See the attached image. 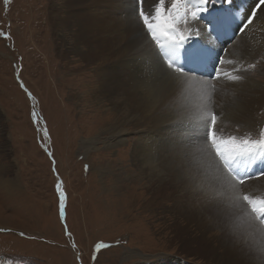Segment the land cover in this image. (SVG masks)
<instances>
[{
  "label": "bare ground",
  "instance_id": "obj_1",
  "mask_svg": "<svg viewBox=\"0 0 264 264\" xmlns=\"http://www.w3.org/2000/svg\"><path fill=\"white\" fill-rule=\"evenodd\" d=\"M155 2L143 0L141 5L138 0H36L30 17L34 19L33 29L24 28L22 37L14 42L30 40L34 48L32 70L40 76L46 69L50 72L44 75L46 80L51 78L47 87L54 91L53 82L56 91L57 87L60 94L62 91V101L58 102L62 103L66 121L58 124L68 131H63L66 139L74 141L79 133L100 127L94 111L87 108L90 105L100 108L99 115L111 123V136L106 141L111 149L124 143L127 134H135L123 155L135 168V177L141 178L136 184L142 185L144 191L135 194L137 187L132 185L120 188L119 172L117 179L112 173L117 183L113 191L129 194L125 201L131 222L142 218L139 213L156 214L161 208L173 216L171 233L189 231L190 222L195 221L204 233L212 235L205 239L203 253L211 260L214 257L215 264H264V227L249 209L251 202L260 210L264 207V197L259 195L264 192V176L238 184L208 148V137H217L215 126L219 129L242 124L244 129L252 128L257 118L255 111L264 108V82L259 80L260 73L254 74L260 69L253 71L248 66L259 57L264 70V11L256 9L252 24L236 38L233 33L234 39L225 48L213 41L211 46L206 45L213 37L209 24L201 18L192 23L191 35L183 38L190 42L198 36L200 45L188 51L210 50L208 69L215 70L216 76H207L191 74L180 66L184 48L174 47L177 44L173 37L181 30L170 26L168 15L158 14L153 26L157 30L145 27L140 9L150 14ZM232 3L238 7L218 11V16H224V10L228 13L218 22V32L222 25L231 26L238 17L246 23L255 9L251 8L255 0ZM30 18H25L27 26ZM40 19H45L42 26ZM242 26L239 23L237 31ZM42 27L49 32L46 35L50 43L43 42L42 34L43 47L53 55L45 58L46 63L40 56L44 53L38 38ZM169 29L171 34L166 32ZM216 57L219 63L213 64ZM68 74H72L70 78ZM53 91L46 94L49 111L54 107L49 108L48 102L55 101ZM214 114L220 115V121L210 124L213 128H206L208 136L203 135L201 129ZM220 139L224 142L220 150L224 163L230 164L237 157L234 166L241 171L247 160L249 164L260 159L255 157L257 153L243 159L226 139ZM100 140V134L94 131L82 143L91 146ZM263 168L260 166L258 171ZM243 196L248 198V204ZM112 200H120L117 193ZM185 245L190 246L189 240Z\"/></svg>",
  "mask_w": 264,
  "mask_h": 264
},
{
  "label": "rangeland",
  "instance_id": "obj_2",
  "mask_svg": "<svg viewBox=\"0 0 264 264\" xmlns=\"http://www.w3.org/2000/svg\"><path fill=\"white\" fill-rule=\"evenodd\" d=\"M35 6L36 0H0V32L7 34L0 35V229L8 230L0 232V264H215L212 261L214 257L211 260L203 253L205 239L212 235L204 233L195 221L190 222L189 231L171 233L169 224L173 216L159 208L156 214H146L148 211L139 213L142 218L131 222L125 201L129 194L122 190L120 193L119 190L113 191L117 183L112 173L117 179L119 172L120 188L132 185L137 187L135 194L144 191L142 185L136 184L140 177H135V168L123 155L135 134H127L124 143L111 149L106 142L111 136V123L99 115L100 108L90 105L87 108L94 111L93 115L100 127L79 133L74 141L66 139L63 131L67 134L68 131L62 130L58 124L66 121L62 103L58 102L62 101V91L60 94L58 87L56 91L53 82L54 91L47 87V81L51 78L46 80L44 75L50 74L45 72L46 69H43L45 74L40 76L32 70L34 48L30 40L14 42L15 38L22 37L24 28L28 31L30 27L31 31L34 19L30 17ZM227 6L212 5L210 11L214 13L213 16H218V11ZM185 16V10L180 6L169 10L168 19L172 28L180 29L183 36L189 37L192 30L191 15H187V22ZM25 18H30V26L26 25ZM44 20L40 19L41 26ZM201 20L208 26L206 15L202 14ZM239 23L243 25L242 17L233 19L231 26L222 25V31L220 29L216 33H224V40L222 44H216L224 48L229 45L227 35L231 34L234 39L233 33L238 32ZM209 29L212 34L216 30L210 26ZM38 31L40 48L44 51L43 57L40 55L41 59H51L53 55L48 53L46 46L43 47V42L49 43V36L46 35L49 32L45 33L43 27L42 31L40 28ZM52 36L57 39L55 31ZM182 42H185L186 48L200 45L198 36L191 38L190 42L183 38ZM174 47L180 48L178 45ZM250 62L248 66L253 71L260 69L254 74L260 73L259 80L264 82V70L259 65V57ZM212 63H219L218 58H214ZM204 65L208 69V61ZM180 66L191 74H200L198 67L195 65L193 70V62L185 58ZM25 88L31 92V97ZM52 91L55 93V103L48 100L51 104L49 108L54 106L49 111L46 94ZM33 112L37 114L35 120ZM255 113L257 118L252 128L244 129L242 124L220 126L219 129L215 126L216 140L208 137V148L213 155L217 154L213 150V141L218 143L220 150L224 147L220 137L240 148L246 145L252 147L248 150L249 156L245 155L247 159L257 153L255 157L261 160L249 164L247 160L242 169L252 164L258 177L244 179L242 183L264 176H261L264 171H258L260 166H264V108ZM72 115L77 116V113L72 112ZM104 115L107 114L104 112ZM213 117L201 129L203 135L207 133L208 136L206 128H213L210 124L216 125L220 121V115L214 114ZM66 119L69 117L66 116ZM94 131L100 134L101 140L86 146L82 143L83 139L89 138ZM230 143L228 146L232 148ZM245 156L240 157L246 159ZM124 159L127 160L125 163ZM85 165H88L87 169ZM237 179L241 180L239 177ZM58 180L62 181L66 193L63 217L56 191ZM116 193L120 200H112ZM259 195L264 197V192ZM20 232L25 233V236L21 237ZM186 240L190 242L189 247L185 245ZM98 242L112 246L96 251Z\"/></svg>",
  "mask_w": 264,
  "mask_h": 264
},
{
  "label": "snow or ice",
  "instance_id": "obj_3",
  "mask_svg": "<svg viewBox=\"0 0 264 264\" xmlns=\"http://www.w3.org/2000/svg\"><path fill=\"white\" fill-rule=\"evenodd\" d=\"M138 2L142 5L143 0H138ZM224 3H231V0H223ZM214 3V0H156L154 3L155 10L150 14H145L143 7L140 9V15L142 20L145 21V27L149 28L150 31H152L153 26L156 23V20L158 19V14H164L169 15V10H175L176 8L183 6L186 16H185V22H187V15L190 13L191 15V23L198 21L202 14L206 15L209 26L215 30L218 22H220L223 19H226L228 13L227 10H224V16H213V13L210 11V6ZM261 5H264V0H259V2L256 5V9H260L261 11H264V8H261ZM256 9H253L251 12V15L247 17L246 23H243V26L239 28L240 32H244L246 28H248L249 25L253 22V17L257 15ZM174 27H178V25H175ZM167 34H171V29L166 30ZM152 34L155 36V32L153 31ZM0 35H7L5 33L0 32ZM174 40L180 39L183 40V34L177 33L174 37ZM186 60H189L193 63L201 61L203 59H207L210 57L211 53L210 50H201V49H194L192 51H188L187 48L184 50L183 53ZM21 87L24 88L23 83L21 82ZM28 96L31 97V92H28V90L24 89ZM32 116L34 120L37 117V114L35 112L32 113ZM45 133H47V130L45 129ZM51 155V153H49ZM88 165H85V168L87 169ZM264 171V170H262ZM56 191L59 196V202H60V214L61 217L64 216V208H65V202H66V193L62 187V181L58 180L56 184ZM2 231H8L7 229H0V232ZM19 235L21 237L25 236V233L20 232ZM97 245H102V247H97ZM112 245L106 244L104 242H98L95 245V250L99 251L102 248H108Z\"/></svg>",
  "mask_w": 264,
  "mask_h": 264
},
{
  "label": "clouds",
  "instance_id": "obj_4",
  "mask_svg": "<svg viewBox=\"0 0 264 264\" xmlns=\"http://www.w3.org/2000/svg\"><path fill=\"white\" fill-rule=\"evenodd\" d=\"M264 227V226H263Z\"/></svg>",
  "mask_w": 264,
  "mask_h": 264
}]
</instances>
